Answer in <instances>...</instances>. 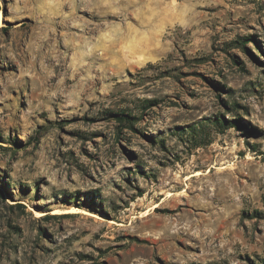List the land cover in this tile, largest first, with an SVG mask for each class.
<instances>
[{
	"label": "rangeland",
	"instance_id": "374dc122",
	"mask_svg": "<svg viewBox=\"0 0 264 264\" xmlns=\"http://www.w3.org/2000/svg\"><path fill=\"white\" fill-rule=\"evenodd\" d=\"M0 264H264V0H0Z\"/></svg>",
	"mask_w": 264,
	"mask_h": 264
},
{
	"label": "trees",
	"instance_id": "16d2710c",
	"mask_svg": "<svg viewBox=\"0 0 264 264\" xmlns=\"http://www.w3.org/2000/svg\"><path fill=\"white\" fill-rule=\"evenodd\" d=\"M122 114H123V113H122ZM118 117H119L120 120L123 119V118H122V115H119ZM127 117H128L127 119H130V118H131L130 115H127ZM132 118H133V117H132Z\"/></svg>",
	"mask_w": 264,
	"mask_h": 264
}]
</instances>
